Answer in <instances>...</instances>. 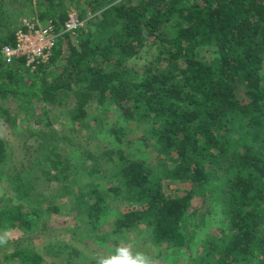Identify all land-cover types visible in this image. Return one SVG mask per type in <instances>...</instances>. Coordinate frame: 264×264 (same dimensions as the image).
Instances as JSON below:
<instances>
[{"label": "trees", "instance_id": "obj_1", "mask_svg": "<svg viewBox=\"0 0 264 264\" xmlns=\"http://www.w3.org/2000/svg\"><path fill=\"white\" fill-rule=\"evenodd\" d=\"M72 10L84 27L48 66L0 56V124L23 130L20 160L0 138V230L45 231L53 190L89 239L145 228L189 264H264V0H0V47L22 16L60 32ZM56 110L87 141L108 131L105 152L57 131ZM140 128L150 159L126 150ZM0 263L47 264L25 247Z\"/></svg>", "mask_w": 264, "mask_h": 264}, {"label": "rangeland", "instance_id": "obj_2", "mask_svg": "<svg viewBox=\"0 0 264 264\" xmlns=\"http://www.w3.org/2000/svg\"><path fill=\"white\" fill-rule=\"evenodd\" d=\"M72 12H75V10H72ZM153 58V53L146 52L133 63L137 66H142L151 62ZM57 113L58 110L53 113L55 129L60 132L64 129L67 136L71 138L77 137L86 149L88 148L92 152L100 151V149L103 151L106 144L109 143L105 137L108 131H103V136L100 135L96 141H87L88 137H80L77 134H73L67 122L64 125L57 119ZM112 117L115 118L114 115ZM21 132L23 130L19 128H10L0 124V138L9 143L14 157H17L18 160L21 159L17 155L22 147L23 136L20 134ZM144 135L145 131L142 128L132 133L130 139L133 141V145H129L126 150L127 152L131 151L137 157L150 159L152 154L145 149L141 142V137ZM72 148L70 147L69 153H72ZM74 155L72 154V156ZM85 167L87 168V165ZM107 167L109 166H105V168ZM100 182L103 183L104 180L101 178ZM173 186L179 190L191 189L187 184H175ZM42 188L43 185L41 186ZM49 194L53 197L52 204H60V213H49L46 216L44 222L48 227H46L45 231L42 230V225L34 227L31 231L12 229L10 232H4L0 230V256L12 253L16 248L25 247L42 255L47 264H67V258H72L73 264H189L190 255L182 256L178 252L166 249V246L155 247L151 241L150 234L145 228L136 230L130 236H127V240L116 241L111 235L104 237L106 238L104 241L97 236L89 239L86 234L87 228L81 225L82 215L80 209L70 204L69 198L55 197L56 192L53 190H50ZM116 204L113 203L112 207L116 208ZM195 205L201 207L202 203L200 200H196ZM115 213L116 209L113 210L112 214L114 215ZM112 217L106 218L105 221H111ZM103 221L101 222L102 224L105 223ZM109 227V225L104 224L100 228L98 235L102 236L101 234H104L105 229H109ZM50 246L53 247V255L61 254L60 258L50 256L47 253V248Z\"/></svg>", "mask_w": 264, "mask_h": 264}, {"label": "built area", "instance_id": "obj_3", "mask_svg": "<svg viewBox=\"0 0 264 264\" xmlns=\"http://www.w3.org/2000/svg\"><path fill=\"white\" fill-rule=\"evenodd\" d=\"M76 12H71L63 30L58 32L52 21H42L38 16H23L15 31V45L0 47V56L7 65L23 59L31 74L51 63L58 40L64 33L75 36L83 29Z\"/></svg>", "mask_w": 264, "mask_h": 264}]
</instances>
